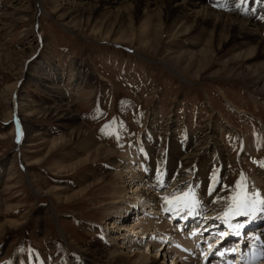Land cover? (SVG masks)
Returning <instances> with one entry per match:
<instances>
[{"label":"rangeland","instance_id":"1","mask_svg":"<svg viewBox=\"0 0 264 264\" xmlns=\"http://www.w3.org/2000/svg\"><path fill=\"white\" fill-rule=\"evenodd\" d=\"M146 1L94 8V0H0V264H102L90 250L102 242L124 248L121 238L130 221L109 220L112 204H102L117 187L129 190L118 177L130 160L133 169L141 168L144 144L150 165L164 160L167 166L166 159L183 157L179 148L190 142L186 154L201 168L200 158L211 153L204 136L221 127L217 139L231 194L240 191L239 183L264 189L263 178H253L264 168V54L242 59L254 44L222 46L221 36L220 49L211 50L210 26L201 45L185 47L180 24L163 12L143 14ZM214 1L220 8L242 0ZM249 1L246 9L257 15V34L264 38V4L257 10ZM124 13H131L133 29L125 17L121 22ZM147 39L150 48L142 46ZM60 99L75 109L90 138L70 137L77 122L42 111ZM60 137L67 141L52 145ZM91 139L112 153L80 163L92 150ZM219 169L215 163L211 170ZM188 171L185 177L194 174L200 181ZM146 175L151 177L138 173ZM190 184L175 195L190 192ZM169 186L167 192L174 187ZM74 193L75 199L64 200ZM172 208L160 215L161 225H169ZM148 237L147 247L153 244Z\"/></svg>","mask_w":264,"mask_h":264},{"label":"bare ground","instance_id":"2","mask_svg":"<svg viewBox=\"0 0 264 264\" xmlns=\"http://www.w3.org/2000/svg\"><path fill=\"white\" fill-rule=\"evenodd\" d=\"M138 1L139 0H94L93 7L98 8L109 6L117 2H120V4L124 3L123 5H125L128 2L137 3ZM146 2L147 4L142 9L143 14H149V16L156 17L157 14H161L163 12L166 17L172 19V22H175L176 26L180 24L179 28L181 29V31L178 33V36H184L183 38H181L180 42L183 40L182 45L185 47L194 48L198 45H201L203 43L201 37L207 33V27L210 26L211 29L207 34L208 41H210L211 50L218 51L220 49L218 46H216V43L219 36H221L222 46L228 44L229 42H236L237 44L244 46H250L252 43L254 44V47L251 49L252 51H250V53H246L242 59L249 60L257 56V54L258 56L264 54V38L261 36L259 37L257 34L259 26L257 15L246 9L247 0H242V4L238 2V5L234 3H231L227 6L225 5V7L221 5L219 6L220 8L215 6L216 4L215 1L213 2V0H148ZM250 3L252 4V8L256 6L257 9V6H260L261 8V6L264 4V0H251L249 1V4ZM255 3H257L258 5H255ZM77 8L79 9V11L84 10V8L82 6L80 7V5ZM132 9H134V5ZM189 11L190 13H188ZM131 16V13H128L126 15L124 13L121 18V22H124L125 17V20L127 19L130 23L127 28L131 27V29H133V19ZM130 34L135 33L133 30H131ZM159 38L162 40V37ZM150 44V40L147 39L146 41H144V44L142 46L144 48H150ZM248 68H246L245 70H248ZM252 76H255V74H252ZM43 79L47 82H50V80H48L46 77H43ZM247 80L250 81L249 79ZM248 84L250 85L252 84V82H249ZM256 90L257 88L252 89V91L255 93ZM260 93L264 98V92ZM62 99H60L61 102H57L47 108H44L42 109V111H44V113H47L48 115L58 117L64 121L71 119L72 122H77L74 129H72L69 133L70 137L75 136L76 138L80 139L90 138L91 130L87 127V125L80 122V120L77 121L78 115L75 112V109L73 110L68 102H64L62 101ZM28 114L31 115L32 112ZM220 128L212 129L210 130L211 132L209 131L208 133L210 135H207V137L204 136V138L206 139V143H208L206 145V150L208 148L211 149V153H208V155L206 153L200 158L202 162L201 168H198V165L196 166L197 169L194 168V163L191 159L192 157L186 154V150L190 146L189 144H191L190 142L186 144L183 143L185 144V147H180L182 148V150L179 148V151L183 155V157H181L180 159H166L167 166L165 165L166 161L164 163V160L159 161V163L154 161L153 164L155 165V167L154 169H152L153 164L150 165L149 163L148 150L144 158V164L142 163L140 169L136 167L134 169L132 168V160H130L131 163L127 162L125 166L126 168L123 169L122 174H120L118 179L121 183H126L125 185L129 187V190L125 191L124 187H117L110 201L102 204L103 206L109 205L110 203L112 204L108 208V211L110 212L107 213V216H109V220H111L112 218H114L113 220H115V217H121L123 218L122 221L125 220L124 222L130 221V223L127 224L126 227H124L125 233H123V238H121V240H123L122 243H126V245L124 246V248L119 246L116 249L113 245L102 242L100 246L90 250V256L92 258H97V262H101L102 264H162L160 262H157L156 259L158 258L161 260V254L162 251L165 250V246L162 250L161 247L168 243V237H170L168 236V234L174 233L175 235H177L175 241L178 239H182L181 244L180 242H178V244L183 247V249L181 250L183 251V253H191V247L195 246V244H193V242H196L194 239V241H192L187 239L185 234L182 235V232H185L184 230H182L181 232L179 230L180 228L176 225H174L176 229H172V225L174 223L176 224V222L178 221L176 218L179 217L182 218L181 220L185 221L184 223L182 222L183 226H185L186 224L188 226L189 221H194L196 219H200L201 217L200 220H202V218L208 219L204 221V223L206 222V225L204 226H209V224L215 223L217 224L216 227L219 226L220 228H222L223 225L218 224H221V220L223 219L218 216L221 214L220 212H222L223 208H225L227 204L231 203V198L234 196V194H231L233 187L229 182V175H224L223 165H221V171L218 172L217 175L215 173L216 176L214 174L212 176L208 174V171H210L211 168L210 166H212V161L214 162L216 160L219 164L222 163L223 148L221 138L217 139V132L220 130ZM35 135L38 136L39 133H35ZM61 138L63 140H61ZM208 138L211 139L208 140ZM59 140L67 141V139L63 137L52 139V145H57L59 143ZM91 143V152L85 159L81 160L80 163L95 161L100 157V155H111L112 151L105 145H98V143H94V140L92 139ZM28 145H32V143H28ZM204 148L205 147H203V150H205ZM130 158H132V156ZM137 161L141 162L139 157ZM190 164L191 170L189 171L191 172L186 170V167H189ZM177 165L179 166V169H176ZM59 168L63 167L59 166ZM194 169H196L195 172L193 171ZM185 171H188L189 173L194 172L195 177L200 181H195L194 183V174L192 175L191 180H189L183 174V172ZM140 172H142L143 174H151V177L146 175L144 178H142L138 176V173ZM180 176H182L184 179L182 180ZM202 176L203 178L201 179ZM256 176L262 177L263 180L261 183L264 184V168L261 169V172L257 171L256 173H254L253 178L255 179ZM124 177L129 179L123 180ZM102 179L103 178L100 177L94 182V184H100ZM134 181H137L136 184H133ZM189 181H191L190 186L193 190L188 192L190 193V197L187 200H184L181 199L184 196H176L175 193L179 189L176 191L174 190L179 187L181 189L182 185L187 184ZM168 183L171 186H174L172 190H170L171 188ZM132 184L133 186L131 187ZM207 185H209V187H206ZM156 187L158 188V192L156 190ZM258 187L260 186L252 182L251 185L248 186V191L251 192L258 190ZM167 188H170L168 192L166 191ZM260 193L262 198H264V189L260 190ZM76 196H78V193H74L71 196L68 195V197H66L64 200L67 201L69 199H75ZM166 201H171V203H168ZM189 204L190 206L188 207ZM171 206H173V208L171 211V216L170 218H168L169 225H161L162 223H160V215L164 213L166 214L165 210H168ZM142 210H145L146 213L143 216H140ZM184 213L186 215H184ZM259 214L262 216L261 218H254L251 219V221L255 223L257 220V222H259L260 224L256 228L264 230V214ZM138 215L140 216L139 218L137 217ZM167 215L169 214L167 213ZM231 216L233 215H230L228 218L231 219ZM213 217L216 220H212ZM134 218L136 219V221H134ZM235 218L236 217H234L233 220ZM237 220L242 219L240 218ZM244 220H246V218H244ZM18 222L19 221H10V224L13 223L14 226H21L22 222ZM113 222L114 221H112L111 223L116 224ZM1 226L2 224L0 225V230H2ZM169 226L170 228H168ZM148 235H150V241H152L153 244L147 247V244L144 245L143 242L144 239L146 240ZM193 236H196V238H198L197 235ZM114 238L117 240V242L119 241L118 237ZM168 247L170 246L168 245ZM128 248L132 249L133 251H129V253L124 252V249ZM174 250V254L177 253V255H173V257L170 256L171 259L169 263L171 262L172 264H175V261L180 258V255H182L179 249L175 248ZM163 255H165V252ZM190 260L192 259L186 257L183 263L189 264ZM177 264H179V262H177Z\"/></svg>","mask_w":264,"mask_h":264},{"label":"snow or ice","instance_id":"3","mask_svg":"<svg viewBox=\"0 0 264 264\" xmlns=\"http://www.w3.org/2000/svg\"><path fill=\"white\" fill-rule=\"evenodd\" d=\"M238 187L240 191L231 198V204L225 212V217L234 215L254 219L258 213L264 214V198H262L260 191L249 192L243 183H239ZM189 197L190 193H185L181 199L187 200ZM166 202L171 203V201ZM236 227L243 228L245 225L241 223L237 224ZM261 255H264V250L261 251Z\"/></svg>","mask_w":264,"mask_h":264}]
</instances>
